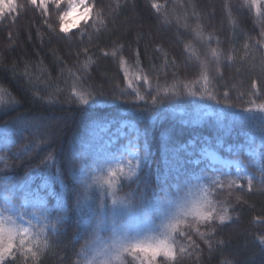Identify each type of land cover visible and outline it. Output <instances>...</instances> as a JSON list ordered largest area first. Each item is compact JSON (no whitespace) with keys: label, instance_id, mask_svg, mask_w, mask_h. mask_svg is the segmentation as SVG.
Segmentation results:
<instances>
[{"label":"snow or ice","instance_id":"obj_1","mask_svg":"<svg viewBox=\"0 0 264 264\" xmlns=\"http://www.w3.org/2000/svg\"><path fill=\"white\" fill-rule=\"evenodd\" d=\"M26 4L40 13L43 24L57 39H71L76 34L73 29L79 27L78 22L70 20L74 13H78L79 19L86 25L79 32L83 39L87 28H92L96 33L106 28V16H111L121 7L120 0H116L115 8L106 14L103 8L97 7L96 0H26ZM26 4L19 0H0V22L8 19L15 23ZM245 4L264 24V0H245ZM152 7L160 11L159 5L153 3ZM225 7L231 17L230 6L226 4ZM192 9L191 15L196 16L195 5H192ZM52 13H55V27L49 22ZM187 17L188 13L185 12V28L188 27ZM179 19L177 17L178 22ZM165 21L170 22L167 14ZM231 23L235 26L236 21L231 20ZM191 31L197 40L215 39L219 44V38L205 34L200 23ZM37 33L43 43V34L39 30ZM260 36L264 38V29ZM256 43L264 49L262 41ZM122 48L123 45L111 53L103 52V55L116 57L117 51ZM184 48L189 59L198 63L197 78L179 80L177 74L173 73V82L169 84L165 81L162 85L159 75H166L164 68L170 61L167 52L158 45L157 50L163 52V67L160 72L154 71L155 87L152 78L141 66L139 49L134 53V66L138 69L134 79L130 77L131 66L128 61L123 56L119 57L126 88H120L119 84L115 87L120 88L121 95L134 96V110L140 108L138 101L144 103L139 115L145 121L159 118L156 110L165 99L190 97L198 98L201 102L214 101L215 105H222L216 113L218 117L228 115L226 108L237 107L231 102L228 90L223 91L222 98L217 96L213 77L209 74L210 63H214L215 74L223 76L219 67L221 59L225 58L222 50L209 48L208 58L202 59L191 44H185ZM244 48L247 55L249 45L245 44ZM52 52L54 60L61 63L63 58L55 50ZM83 52L85 59L78 61L77 70L73 72L65 65L61 69V76L67 72L65 83L69 85V100L89 105L98 103L96 97L104 93L102 89L98 91L86 83L95 61L88 55V48H84ZM226 59L232 60L233 56L229 55ZM251 60L255 61V57H251ZM171 63L175 66L174 60ZM30 67L26 61L23 71H19L15 64L10 70L14 77L24 78L29 91L40 100L47 104L59 102L58 93L63 89L57 87L55 91H48L47 96H40ZM252 67H255L254 63ZM152 68L155 70L156 66ZM260 71L264 72V59L260 61ZM44 75L42 71L40 76ZM47 76L51 78L50 73ZM40 82L47 88V80ZM141 86H146L147 95L141 94ZM251 87L248 100L244 102L247 106L231 113L241 121L253 124L259 121V144L256 143V137L252 136L246 145L240 146L246 147L250 157L248 162L228 161L223 167H217L216 153L207 143L202 146L198 141L180 144L168 135L161 142L165 170L157 176L158 183L151 189V197L141 193L138 204L131 194L121 195V192L125 185L136 183L139 188L141 184H149L144 169L149 166L152 156L147 128H131L125 117L116 116L106 121L108 130L115 127L116 132L107 142H100L95 152H90L88 156L70 149L65 158L57 159L56 155L49 152L38 165H30L18 182H13V178L0 169V264H17L18 259L23 260L24 264H40L41 257L52 247V237L65 234V222L73 218L80 229L78 238L85 242L79 251L73 253L75 259L72 264H180L181 259L193 257L199 261L202 250L193 240V235L207 244L209 254L214 250V240L217 247L224 246L225 241L216 240L215 237L219 226L233 220L229 199L233 198L237 189L243 191L246 188L251 192L254 179L264 186V96L260 97L258 103L255 97L261 90L255 81ZM243 96L244 93H240L237 99ZM113 98L119 99L120 96L113 94ZM18 103L6 88L0 86V107ZM200 111L197 109V119L201 118ZM204 114L208 115L207 112ZM46 126L43 117H22L10 131L6 130L2 134V150L11 151L15 136L23 137L25 132L35 135ZM122 137L125 143H121ZM42 144L41 140H34L14 155L28 156L41 151ZM0 161L4 162V168L11 167L6 157L0 156ZM250 168H255L259 176L250 173ZM242 179L246 180V185L240 183ZM220 191L226 192L227 198L219 199ZM109 198L112 205L110 209L107 205ZM234 199L236 203L242 202L238 194ZM52 201L55 203L52 204ZM260 243L264 244V238L260 239ZM221 264L232 262L222 261Z\"/></svg>","mask_w":264,"mask_h":264},{"label":"trees","instance_id":"obj_2","mask_svg":"<svg viewBox=\"0 0 264 264\" xmlns=\"http://www.w3.org/2000/svg\"><path fill=\"white\" fill-rule=\"evenodd\" d=\"M19 2L26 4V0ZM120 3L119 9L111 16H106V28H101L99 33L87 28L83 39L79 32L80 28L86 27L84 22L73 30L76 34L72 35L71 39H57L43 24L40 13L27 4L15 23L8 19L0 22V86L6 88L19 102L0 107V156L6 157L11 166L4 168V162L0 161V169H4L5 173L13 178V182H18L30 165H38L49 152L56 155L57 159L65 158L70 149L74 153L88 156L89 146L98 143L101 139L97 137L101 135L102 138L104 133L109 131H101L107 126L106 121L116 116L127 118L141 130H148L147 139L152 158L149 166L144 169V174L149 184H141L139 188L136 183L125 185L121 192V195L131 194L137 204L141 193L151 197V189L158 183L157 176L165 170V154L161 142L168 135L180 144L208 139L211 143L222 141L224 145L233 144L237 150H240L238 146L246 145V141L252 136L256 137V143L259 144V121L253 124L231 115L233 112H239L240 107L247 106L244 102L252 91L253 81L261 90L255 97L257 102L264 96V72L260 71L264 49L256 43H264V38L260 36L264 24L260 23L255 12L246 6L245 0H120ZM153 3L159 5V12L152 7ZM96 4L107 14L110 9L115 8L116 0H96ZM226 4L231 8V17L228 15ZM192 5H195L196 16L191 15ZM185 12L188 13L187 28L183 19ZM165 14L170 22L165 21ZM177 17H180L179 22ZM231 20L236 21L235 26ZM49 22L56 26L55 13L51 14ZM91 23L89 20V24ZM197 23L203 25L205 34L218 37L219 44L215 39L197 40L191 31ZM37 30L44 36L43 43L40 42ZM185 44H191L202 59L208 58L209 48L222 50L225 58L221 59L219 67L223 76L215 74L214 63H210L209 74L213 77L217 96L222 98L223 91L228 90L231 102L237 107L226 108L228 115L218 117L216 113L222 105H215L214 101H205L201 107L197 105L195 98L165 99L156 110L159 118L145 121L139 115L144 103L138 101L140 108L134 110V96L120 94V88H126V81L119 65V57L123 56L128 61L131 66L130 77L134 79L138 71L134 66V53L139 49L141 66L152 78L155 87L154 71L160 72L163 67V52L157 50L159 45L167 52L170 61L164 68L166 75H159L160 83L163 85L167 81L171 84L173 73L177 74L179 80H194L197 78L199 67L194 59H189ZM245 44L249 45L247 55ZM121 45L123 48L117 51L116 57L103 55V52L111 53ZM84 48H88V55L95 61L86 83L98 91L102 89L104 93L96 97L98 103L89 105L69 100V85L65 83L68 79L67 72L61 76V69L65 65L73 72L77 70L78 61L85 59ZM52 50L63 58L61 63L54 60ZM229 55L233 56L232 60L226 59ZM253 56L255 61L251 60ZM172 60L175 61V66L172 65ZM26 61L31 65L30 71L40 96H47L48 91H55L57 87L63 89L58 93L59 102L45 103L29 91L24 78L13 76L10 70L12 65L15 64L19 71H23ZM253 63L255 67H252ZM153 65L156 66L155 70ZM42 71L44 76H40ZM37 76L40 79H35ZM41 80H47V88ZM117 84L120 88L115 87ZM140 91L141 94L147 95L146 86H141ZM240 93H244V96L237 99ZM113 94L119 95L120 98L114 99ZM208 105L212 107H207ZM197 109L201 110L200 119L196 118ZM205 112L208 115H205ZM37 116L44 118L46 127L35 135L25 132L23 137L15 136L11 151L2 150V134L6 130L10 131L22 117L31 119ZM37 139L43 142V150L28 156L14 155L19 153L25 144ZM244 150L245 148H242L239 154L247 163L250 157ZM250 169L259 176L255 168ZM240 183L246 185V180L242 179ZM237 194L241 196V203H236L234 199ZM234 196L229 199L233 220L227 225L219 226L216 231L215 239L225 241V245L217 247L214 240V250L209 254L207 244L193 235V240L202 250L199 261L194 257L183 258L180 264H221L222 261H231L232 264H264V244L260 243V239L264 238V186L258 179H254L251 192L246 188L243 191L237 189ZM218 198H227L226 192L220 191ZM79 232L74 218L66 221L65 234L52 237V247L41 257L40 264H72L75 259L73 253L79 251L85 242L78 238ZM17 264H24V261L18 259Z\"/></svg>","mask_w":264,"mask_h":264},{"label":"rangeland","instance_id":"obj_3","mask_svg":"<svg viewBox=\"0 0 264 264\" xmlns=\"http://www.w3.org/2000/svg\"><path fill=\"white\" fill-rule=\"evenodd\" d=\"M71 19H74L78 22V25H80L81 23H83L84 21L79 19V14L78 13H74L73 14V17L70 18ZM76 29V28H74ZM73 29V30H74ZM196 102H197V105L198 106H203V104H205V101H198V98H195ZM126 122L131 126V128H137L135 126L134 123L130 122V121H127ZM108 130L107 126H105L103 129H101V131H106ZM130 131V129H129ZM116 132V128L113 127L110 132L107 131L106 134L104 133V135L102 136L101 138V135H99V139H101L98 143L95 142V144L93 145H90L89 146V153L90 152H95L96 148L99 146L100 142H107V140L113 136V134ZM126 141L123 139V137L121 138V143H125ZM191 143V142H189ZM205 143H207V145L211 146V150L215 151L216 153V157H217V164L216 166L217 167H223L224 166V163L228 162V161H236V160H241L243 161V158L240 156L239 152L240 150L242 149L240 146H238L240 150H237L236 149V146L235 145H224L222 141H218L216 143H211L210 140L208 139H204V140H201L199 142V145H205ZM230 146H231V149H230ZM245 154L248 155L247 151H246V147H245V150H244ZM249 156V155H248ZM233 173L235 172V168L233 167L232 169ZM249 172L254 174L251 169H249ZM255 175V174H254ZM256 176V175H255ZM52 204L55 203V201H52L51 202ZM107 205L109 207V209L111 208V199L109 198L108 201H107ZM51 206V205H50ZM105 235H107V233H104Z\"/></svg>","mask_w":264,"mask_h":264},{"label":"bare ground","instance_id":"obj_4","mask_svg":"<svg viewBox=\"0 0 264 264\" xmlns=\"http://www.w3.org/2000/svg\"><path fill=\"white\" fill-rule=\"evenodd\" d=\"M208 28V27H207ZM208 30L210 31V28H208Z\"/></svg>","mask_w":264,"mask_h":264}]
</instances>
